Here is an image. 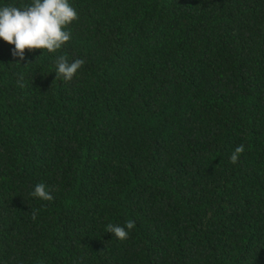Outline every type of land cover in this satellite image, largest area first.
<instances>
[{"label": "trees", "instance_id": "16d2710c", "mask_svg": "<svg viewBox=\"0 0 264 264\" xmlns=\"http://www.w3.org/2000/svg\"><path fill=\"white\" fill-rule=\"evenodd\" d=\"M70 2L58 52L0 40V264H264V0Z\"/></svg>", "mask_w": 264, "mask_h": 264}, {"label": "clouds", "instance_id": "9594fccd", "mask_svg": "<svg viewBox=\"0 0 264 264\" xmlns=\"http://www.w3.org/2000/svg\"><path fill=\"white\" fill-rule=\"evenodd\" d=\"M78 19V12L70 0H31L23 6L0 2V40L14 45L12 56L20 63L26 59V49H41L42 54L44 51L56 53L61 50L71 39L68 26ZM84 64L80 58L70 61L65 55L56 56L55 79L72 81ZM244 151V145L237 146L230 155V161L237 163ZM30 195L45 201L53 199L43 183L35 185ZM32 218L36 219L35 213ZM134 228L135 222L129 220L124 225L107 224L106 232L123 241Z\"/></svg>", "mask_w": 264, "mask_h": 264}]
</instances>
